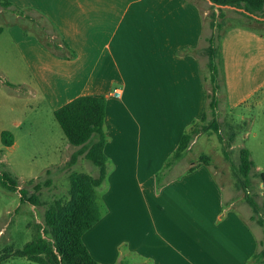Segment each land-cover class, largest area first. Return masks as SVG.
<instances>
[{
    "label": "crops",
    "instance_id": "0c3cea01",
    "mask_svg": "<svg viewBox=\"0 0 264 264\" xmlns=\"http://www.w3.org/2000/svg\"><path fill=\"white\" fill-rule=\"evenodd\" d=\"M2 1L0 14L12 19L0 41L17 50L27 71L26 78L11 80L17 91L40 97L53 115L79 96L107 98L104 214L83 236L92 257L100 264H264L252 260L262 228L252 227L255 213L235 183L225 191L210 166L190 171L192 162L175 173L178 162L164 185L157 184L183 133L205 110L209 36L200 5L5 0L12 5L4 7ZM222 56L226 111L262 104L264 28L230 27ZM12 131L15 143L6 150L19 145Z\"/></svg>",
    "mask_w": 264,
    "mask_h": 264
},
{
    "label": "rangeland",
    "instance_id": "374dc122",
    "mask_svg": "<svg viewBox=\"0 0 264 264\" xmlns=\"http://www.w3.org/2000/svg\"><path fill=\"white\" fill-rule=\"evenodd\" d=\"M194 1L202 9L205 32L208 36L212 33L210 21L213 12L217 15L224 13V18H218V21L224 22L227 27L241 23L258 29L264 28L255 21H264V17L252 15L245 9L214 6L210 0ZM11 19L9 13L0 14V26L5 31L0 40L6 37ZM22 21L26 27L27 24L32 26L31 23ZM40 22L47 25L44 21ZM26 77L27 71L17 50L0 41V147L1 133L4 130L12 133H14L12 130H15L19 142L15 149H4V153H0V159L5 155L4 162L0 160V175L7 171L19 181L18 190L15 192L5 189L0 183V259L6 258L5 261H0V264H39L17 257L11 250H22L33 240L34 226L43 224L44 213L49 205L58 199H68L71 173L98 175V168L84 156L71 163L72 155L77 148L68 142L45 102L28 91L26 93L24 90L17 91L14 88L11 80ZM259 99L262 101L259 106L249 110L237 109L234 113L226 111L223 101L221 102L219 121L222 133H227L231 127L238 133L232 149H228L230 161L225 157L226 147L218 134L205 131L200 134L184 162H179L173 171L178 173L188 167V163L196 164L201 155H208L211 158L212 173L216 175L225 191H228L230 182L234 184L237 181L234 165L239 163L240 150L246 148L252 151L255 163L252 183L257 191H260L259 175L264 172V94H261ZM242 114L244 118H241ZM70 151L71 154L64 162L65 155ZM48 180L51 184L45 186L44 183ZM36 183L42 184L39 191V206L22 201L20 193L21 189L32 192ZM251 225L255 229L259 226L255 219Z\"/></svg>",
    "mask_w": 264,
    "mask_h": 264
},
{
    "label": "trees",
    "instance_id": "16d2710c",
    "mask_svg": "<svg viewBox=\"0 0 264 264\" xmlns=\"http://www.w3.org/2000/svg\"><path fill=\"white\" fill-rule=\"evenodd\" d=\"M214 6H228L237 9H245L248 13L264 17V0H210ZM4 7L12 4L2 1ZM222 11V9H220ZM247 16V15H246ZM253 19L251 16H247ZM210 28L212 33L207 38V47L204 54L207 57V74L203 75V83L206 86V104L201 118L194 121L183 133L175 151L165 162L161 171L157 174V184L164 185L163 179L170 170L180 162L191 150L195 139L205 131L218 134L220 141L224 142V154L230 161L228 149H232L237 138V132L231 127L227 133H222V125L219 121V109L221 102L226 95L225 74L222 56V41L226 31L232 26L224 25L218 18H224V13L211 14ZM258 24L264 21L255 20ZM44 44V43H43ZM52 43H45L48 48ZM74 56V53H73ZM107 109V98L105 95H83L54 111V116L60 125L62 132L68 142L77 148L73 153L71 163L84 156L98 168V175L93 176L87 173H71L69 175L70 189L68 199H58L49 205L44 213L43 224L34 226L35 234L33 240L22 250H11L13 255L26 258L29 261L39 264H100L89 252L83 241L84 234L90 230L104 214V207L101 201L100 188L105 184L109 173V158L105 154V145L108 141L105 129V118ZM226 126L230 127L229 124ZM15 143L14 133L4 130L1 133L2 148L13 146ZM211 158L208 155H201L198 162L190 171L199 165L210 166ZM255 163L249 149L240 150V160L234 165V173L237 176L235 188L242 190L245 194V201L252 207L259 226L263 231V238L259 243V249L253 257V261L264 263V172L259 175L262 183V200H259V192L253 186L252 178ZM33 181H31L32 183ZM1 185L11 191L18 190L19 181L9 172L3 171L0 175ZM51 181L44 183L49 186ZM41 183L33 186V191L21 189L22 201L33 206L40 205L39 191ZM1 258L0 261H5ZM117 264H126L119 262Z\"/></svg>",
    "mask_w": 264,
    "mask_h": 264
},
{
    "label": "built area",
    "instance_id": "2783aa9c",
    "mask_svg": "<svg viewBox=\"0 0 264 264\" xmlns=\"http://www.w3.org/2000/svg\"><path fill=\"white\" fill-rule=\"evenodd\" d=\"M119 94V93H118Z\"/></svg>",
    "mask_w": 264,
    "mask_h": 264
}]
</instances>
